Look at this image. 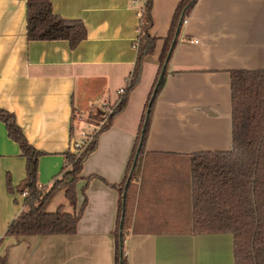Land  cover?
<instances>
[{"label":"crops","instance_id":"crops-1","mask_svg":"<svg viewBox=\"0 0 264 264\" xmlns=\"http://www.w3.org/2000/svg\"><path fill=\"white\" fill-rule=\"evenodd\" d=\"M49 1L56 15L85 25L87 39L76 48L65 41L29 42L27 0H0V108L15 115L28 142L44 154L38 170L44 189L61 179L65 154L77 140L76 128L87 130L82 122L91 107L119 103L137 60L139 25L134 0ZM181 2L153 0L150 34L157 45L144 60L139 85L98 136L76 205L61 190L47 206L49 213L74 214L87 199L75 235L4 237L24 210L25 197L11 194L8 180L13 188L21 185L26 159L0 121V256L7 264H116L121 191ZM186 20L134 187L128 264H235L232 234L191 232L189 158L232 150L231 73L264 71V0H198Z\"/></svg>","mask_w":264,"mask_h":264},{"label":"trees","instance_id":"trees-1","mask_svg":"<svg viewBox=\"0 0 264 264\" xmlns=\"http://www.w3.org/2000/svg\"><path fill=\"white\" fill-rule=\"evenodd\" d=\"M198 0H182L177 8L171 32L165 41L161 66L141 121L139 136L132 156L129 177L122 189L123 200L116 232V264H128L126 239L132 221L131 205L140 162L145 152L157 98L168 77V65L184 21ZM139 18L135 42L137 60L120 101L109 115L108 124L91 137L82 150L65 154L61 179L50 189L39 186L38 170L44 155L34 148L17 124L15 115L0 108V121L8 136L20 147L26 159V177L20 186L8 190L13 195H25L23 212L9 225L4 237L71 236L86 208L87 199L77 213L59 209L47 212V206L58 191L65 190L71 205L77 201V185L87 158L96 150L100 133L122 113L129 95L139 85L144 60L155 52L157 39L151 36L153 0H134ZM27 39L29 42H68L76 48L87 39L81 21L67 20L53 12L49 0H27ZM169 61L163 72L166 61ZM162 75V78L160 79ZM233 147L229 152L197 153L189 158L192 175V222L194 234H232L235 264H264V71H235L231 73ZM155 94L154 98L153 95ZM137 162L135 164V159ZM135 164V166H134ZM47 191V192H45ZM0 264L7 258L0 256Z\"/></svg>","mask_w":264,"mask_h":264},{"label":"rangeland","instance_id":"rangeland-1","mask_svg":"<svg viewBox=\"0 0 264 264\" xmlns=\"http://www.w3.org/2000/svg\"><path fill=\"white\" fill-rule=\"evenodd\" d=\"M102 107V105H101ZM95 110L97 111L96 109V106L93 108L91 107V110H90V114H87L84 118V121L82 123H84V125L87 127V130L86 131H89L91 130L89 128L90 125H94L95 126V129H93L92 131H90V133L88 134L87 133V136H88V139L91 140L90 138L93 136H95L103 126H106L108 124V118H109V115H98ZM92 112V114H91ZM84 116V115H83ZM79 126V124H78ZM81 127H77L76 128V138L77 140H81L82 137H81ZM47 192V191H45ZM186 211H187V215L190 217V219L192 218V205L190 204V200L188 201V204L186 206ZM170 231V230H169ZM174 231V230H172ZM176 231V230H175ZM182 231V230H181Z\"/></svg>","mask_w":264,"mask_h":264},{"label":"built area","instance_id":"built-area-1","mask_svg":"<svg viewBox=\"0 0 264 264\" xmlns=\"http://www.w3.org/2000/svg\"><path fill=\"white\" fill-rule=\"evenodd\" d=\"M142 13H140L138 15V18L142 17ZM184 23H187V20L184 21ZM120 96L123 94V90L119 93ZM107 104L104 103L103 106L101 107V110H104L105 111V114L108 113L109 115L112 113L113 109H110V108H107ZM87 133L89 134L90 131H86L84 128L81 132V137L82 139L79 141V140H75V151L77 150H82L83 147L87 144V141H88V136H87ZM23 197H25V195L23 194L22 195Z\"/></svg>","mask_w":264,"mask_h":264},{"label":"water","instance_id":"water-1","mask_svg":"<svg viewBox=\"0 0 264 264\" xmlns=\"http://www.w3.org/2000/svg\"><path fill=\"white\" fill-rule=\"evenodd\" d=\"M168 61H169V58H168V60H167L166 63H165V66H164V68H163V72H164V70H165V67H166ZM161 78H162V75H161L160 79H161ZM154 96H155V94L153 95V98H154ZM97 114H98V115H105V113H104V112H101V110H100L99 108H97ZM71 152H72V153H75V139L72 140V144H71ZM136 162H137V157H136V159H135V164H136ZM135 164H134V166H135Z\"/></svg>","mask_w":264,"mask_h":264}]
</instances>
